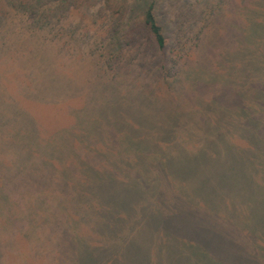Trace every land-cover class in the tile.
<instances>
[{
	"label": "trees",
	"instance_id": "1",
	"mask_svg": "<svg viewBox=\"0 0 264 264\" xmlns=\"http://www.w3.org/2000/svg\"><path fill=\"white\" fill-rule=\"evenodd\" d=\"M74 1L61 0L60 6L66 5L65 9L70 10L69 5ZM157 1L141 0V15L128 22L123 18L118 19V22L113 19L110 31L104 36H84L86 39H94L93 48L88 54L82 51V39L73 34L68 37L42 36L38 37L42 39L38 42L40 45L63 42L62 46L71 52L76 60L84 61L86 56H94L92 69L88 71H94L93 78L102 82L103 91L109 90L114 96L136 81L141 84L139 89L145 103L166 98L171 92L174 95L179 94L178 90L181 88L192 95L193 103L189 100L183 102L190 108H196L193 110L194 114L189 111V115L186 114L179 117L177 122H172L171 104L159 106L158 108L164 110L157 111V108L150 118L134 115L129 126L130 128L134 125L131 132L120 130L115 133L112 125L114 117L90 102L92 92L101 91L100 84L93 87L80 86L65 93L62 98L54 96L49 100L45 96L43 103L47 106L43 107L52 109L64 106L67 110L64 118L70 117L66 129L68 136L63 141L67 153L59 152L61 156L55 157V140L48 138L44 142L46 148L55 151L53 155L44 157L41 162H34L37 164L36 175L26 170L25 162L11 168L4 165L8 166L7 169L0 164L6 172H12L6 175L0 172V176H4L0 178L1 190L8 186L9 190L17 192L31 207L29 218L16 212L10 207L15 203L0 194V203L9 205V208L5 207L6 209L0 212V232L4 234L0 236V264H125L126 258L144 255L138 252L147 245V242H144L145 237L144 243L141 242L140 245L113 243L120 247L119 251L105 256L89 247L86 242L87 235H82L83 228L90 226L97 214L82 205L76 209V192L71 186V181H61L57 177L61 176V172L66 174L72 169L74 161L68 159V152L73 151L78 157V162L89 159L87 163H90V171L101 175L94 176L98 182L108 184L109 181L121 180L122 176H134L140 171L141 174L137 176H141L145 181H152L154 176H167L173 185L171 194L176 193L177 189L179 194L186 196L185 201L189 204L191 200L197 202L196 197H201L202 194L209 197L214 205L217 199L221 200V213L214 209L211 214L215 213L221 217L222 241L231 240L234 236H246V246L241 245L240 248L242 257L244 254L249 261L257 260L256 264H264V204L257 207L249 205L247 208L243 200L236 202L234 198L240 197L243 185L235 191L220 185L222 192L214 194L212 189L208 191L207 184L202 186L197 179L198 176H223L227 184L245 183L247 176L237 183L230 177L231 164L224 157L227 152L236 157H243L250 150L248 145L258 141L264 142V88L255 89L252 86L248 63H264V4L260 2L248 7V4H241L243 0H171V17L167 18L166 14L160 13L156 7ZM0 3H3L0 4L3 8L7 6L18 10L21 0H4ZM229 5L233 7L230 10ZM58 10L60 9L55 8L52 13ZM248 11L263 15L261 22L248 20L250 18L245 13ZM2 22L0 18V31ZM6 37L7 34L0 38L2 48L7 45ZM49 62L42 65L43 71L55 73L54 69L49 72ZM39 63H43V60H39ZM228 64L232 67L225 69ZM256 78L264 81V73L258 74ZM227 80L232 81L230 87L226 84ZM211 84L218 87L215 91L218 103L214 104L217 105L214 108L217 112L208 115V112L204 111L201 117L204 120L210 119L215 131L228 130L219 137L206 131V135L210 138L213 136L214 141L202 147V152L197 139L204 135V131L194 130L192 126L187 129L186 126L200 116L197 108H210L206 106L205 100L198 96V91ZM29 87L34 88L32 85ZM48 88L49 86L46 89ZM34 89L37 91L36 87ZM17 90L27 100L25 105L28 107L30 104L40 105L28 97L23 87L15 85L17 99ZM113 99L105 97L100 101L104 102V105H110L113 104ZM28 107L23 106V110L29 114L26 123L31 128L28 129L38 131L40 122L30 116L31 110ZM157 113L166 114L168 118L164 119L162 116L156 119L154 116ZM5 124L6 121L0 120L1 127ZM39 134L38 132L37 137ZM92 147L95 150H92ZM87 148L89 152L80 157ZM183 153H188V157L184 158ZM33 154H36V148L27 150V160L30 161ZM64 155L66 157L63 158ZM179 155L182 157H178ZM104 156H108L109 161ZM19 176L34 177H28L30 181L26 186ZM167 182L164 181L165 186L169 188ZM208 183L213 184L210 180ZM182 185H185V188L190 187V190H181ZM123 195L129 205L125 216L134 217L141 204L150 207L160 196L165 197L166 194L154 193L153 197L147 199L134 189ZM233 201L234 206L230 207L228 202ZM85 212L87 215L91 214L92 217L88 216L89 220L82 216L86 215ZM118 214L119 211L111 212L112 216ZM31 230L37 231L34 234L36 243L33 250H30V247L21 250L19 241L33 240L29 238L33 237ZM225 230H228L229 234H226ZM122 232L126 234L127 231ZM146 232L147 229H138L136 236L145 235ZM162 232L161 240L167 244V250L165 246L160 250L161 260L168 261L167 252L171 247L183 253L180 250L182 245L185 250L192 251L196 264H233L229 262L228 254L218 253L217 247L211 244L201 241L202 244L185 242L181 236L173 234L170 230ZM10 246L16 252L18 260H9ZM145 256L148 263V256L151 254Z\"/></svg>",
	"mask_w": 264,
	"mask_h": 264
},
{
	"label": "rangeland",
	"instance_id": "2",
	"mask_svg": "<svg viewBox=\"0 0 264 264\" xmlns=\"http://www.w3.org/2000/svg\"><path fill=\"white\" fill-rule=\"evenodd\" d=\"M58 1L21 0L18 10L0 6V18L3 21L0 38L7 34V45L4 48L0 46V120L6 121L5 125L0 126V164L2 166L9 165V168H11L13 165L16 166L18 163L25 162L26 170L36 175L37 164L34 162L36 160L41 162L44 157L53 155L55 151L54 149L46 148L44 142L48 138L55 140L54 147L57 148L55 157L61 156L60 153H67L63 144V141L68 136V132H66L67 125L70 123V117L64 118L67 110H65L64 106H61V108L52 107V109L51 107L45 108L43 106L47 105L43 103V100L45 96L49 100H52L54 96L57 98L65 97V93L72 92L80 86L93 87L100 84L101 91L92 92L93 95L90 96V102L95 103L102 111L105 109L106 112H109L114 117L112 125H114L113 131L115 133H119L120 130L131 132L134 125L130 128L129 126L134 115L150 118L159 106H169L171 104L172 122L179 120V117H184L186 114H194L193 110H196V108H190L183 102V100H189L193 103L192 95L181 88L178 90L179 94L175 93L174 95L171 92V95L166 98L155 99L145 103L139 89L141 84L136 81L133 85L114 96L109 90L103 91L102 82H98L97 79L93 78L94 71H88L92 69L91 63L94 62V56H86L84 61L76 60L72 57L71 52H68L62 46L63 42L60 44L53 42L49 45H40L38 42L42 40L38 37L42 36L49 38L54 35H64L68 37L73 34L82 39V51L85 52L84 54H88V51L93 48L94 39H86L84 36H104L107 31H110V27L114 22L113 19L117 22L120 18H123L125 22L135 19L143 12L141 0H75L69 5L70 10L65 9L66 5H62L64 8L60 6L61 0ZM260 2L264 4V0H243L241 4H248V7H250L252 4ZM0 4L3 5V3ZM156 7L160 13L166 14L167 18L171 17V0H158ZM55 8L60 10L52 13ZM230 8H233L232 5H229L228 9L230 10ZM245 13L250 18L248 20H255L253 22H261V18H263V15L251 13V11ZM39 60L41 62L43 60V63L40 64ZM48 61H50L48 63L50 66L49 72L54 69L55 73L49 74L43 71L44 66L42 67V65ZM248 63L251 74L249 80L252 81V86L255 89L264 88V81L256 78L258 74L264 73V63ZM229 67H232V65L228 64L225 69ZM231 83V80L226 82L228 87L231 86ZM15 85L23 87L28 97L33 98L36 103L39 102L41 106L30 104L28 107L25 105L27 100L18 93V90L19 99H17L15 97ZM31 85L34 88L36 87L37 91L34 88L30 89L29 86ZM48 86L49 88L46 89ZM41 88L43 91H41ZM217 89L218 87L215 84H211L206 89L198 91V96L205 100L206 106L211 109L208 107L197 108L200 116L194 118L190 125L186 126L187 129L192 126L194 130L204 131V135L197 139L202 152L204 151L202 147L214 141V137H208L206 131L215 133L216 137H219L228 130L217 129L215 131L210 119L206 118L204 120L201 117L204 111L208 112V115H214L213 112H217L214 109L217 106L214 104L218 103L215 96ZM105 97L106 99L107 97H113V104L104 105V102L100 100ZM23 106L28 107L31 110L30 116L40 122L38 131L28 129L31 128L26 123L29 114H26L27 112L23 110ZM163 110L161 108L157 109V111ZM162 116L164 119L168 118L163 113H157L154 117L159 119ZM41 127L44 129L40 130ZM38 132L40 134L37 137ZM208 138L210 140L206 141ZM248 146L250 150L243 157L242 155L236 157L233 153L228 152L224 157L231 164L230 171L232 174L230 177L237 183L244 176H247L248 179L245 183L239 185L227 184L224 182L223 176H198L199 184L202 186L207 184L208 191L212 189L214 194L222 192L220 187L224 185L233 191L243 185L244 189L239 193L240 197L234 198L236 202L243 200L247 208H249V205L252 207L263 206L264 142L258 141L256 144L252 143ZM30 148H36V154H33L29 161L27 160V150H30ZM92 150H95L94 147H92ZM80 152H82V149ZM88 152L87 148V151L79 156H85ZM68 153L70 155L68 159L70 158L74 161L72 169L68 170L66 174L60 171L61 176L57 177L61 181H71V186L76 192L74 195L76 209L82 205L88 211L92 210L97 214L94 222L92 221L90 226L83 228L84 234L81 232L82 235H87L86 242L93 250L105 256L111 252L119 251L120 247L113 243L140 245L144 241L143 237H145L144 242H147V245L138 252V254L144 255L126 258L124 260L125 264H196L191 254L192 251L190 249L188 251L185 250L182 245L180 250L183 253L169 245L171 250L167 252L168 261L161 260L162 251L160 250L164 246L165 248L167 247V244L161 240L162 230H170L173 234L176 233L181 236L180 238L185 240V242H203L217 247L218 253L228 254L230 256L229 262L233 264H256V259V261H249V258L244 254L242 257L240 248H242L241 245L246 246V236L242 234L243 236L235 237L233 235L234 237L231 240L222 241L223 224L221 217L215 213L213 214L216 216L211 214L214 209L216 211L219 210L221 213V208L223 207L221 200L217 199L216 205H214L210 202L209 197L202 194L201 197H196L197 202L191 200L189 204L186 202V196L179 194L177 189L175 190L176 193L171 194L173 185L167 176H154L152 181H145L142 180L141 176H137L139 173L141 174L140 171H137L134 176H122L123 179L121 178V180L109 181L110 183L108 184L106 182H98L97 177L94 176L101 175L90 171L89 167L91 166L90 163H87L88 158L78 162V157L74 151L73 153ZM183 155L184 158H187L189 154L183 153ZM64 157L66 156L64 155ZM104 157L108 158L109 161L110 158L108 156ZM178 157H182V155ZM2 166H0L2 174L12 173L10 170V173L4 170L8 166H4V169ZM136 168L138 169L137 166ZM257 168L259 170H256ZM2 174L0 178H4ZM28 177L33 178L34 176ZM28 177L19 176L25 185L30 181ZM209 180L213 182L212 185L208 183ZM164 181L169 182V188L165 186ZM180 187L184 191L190 190V187L185 188V185ZM134 189L138 190L141 196L147 199L153 197L154 193L166 195L165 197L160 196L155 204L153 203L150 207H144L141 204L138 207L139 211L134 217H127L125 216V211H127L129 205L127 204V199H125L126 196L123 194ZM0 194L9 197V200L15 203L11 204L10 207L15 209L16 212L31 218V215L28 214L31 207L26 204L24 199H21L17 192L9 190V187L6 186L4 190L0 188ZM228 204L233 207L234 201L228 202ZM5 207L9 208V205L1 202L0 212H3L6 209ZM112 211H119L118 216H112ZM166 213L168 215H165ZM85 214L82 216L88 220L90 219L89 217H92L90 213V215H87L86 212ZM32 220L34 221L35 219L32 218ZM138 229H147V232L145 235L136 236V230ZM122 231H127L128 233L126 232L125 234ZM36 233L37 231L31 230L33 237L29 238H33V240L25 239L24 241H19V248L23 250L30 247L31 250L34 247V243H36V236L34 235ZM225 233L229 234L228 230H225ZM0 236H4V234L0 232ZM9 248V260H18L13 247L10 246ZM149 253L151 256H148L147 263V256L145 255Z\"/></svg>",
	"mask_w": 264,
	"mask_h": 264
}]
</instances>
